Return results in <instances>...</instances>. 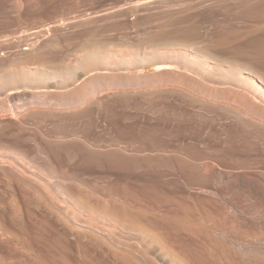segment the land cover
I'll return each mask as SVG.
<instances>
[{"label": "rangeland", "instance_id": "1", "mask_svg": "<svg viewBox=\"0 0 264 264\" xmlns=\"http://www.w3.org/2000/svg\"><path fill=\"white\" fill-rule=\"evenodd\" d=\"M161 63L175 65L181 80L223 90L227 98L235 94L250 97L241 81L251 78L245 72L264 78V0H0V212L4 207L22 208L30 203L27 206L38 217L37 204L47 209L46 202L20 181L22 177L35 180L51 163L57 167L68 162L80 164L85 153L93 157L89 178L106 171L114 177L118 171L116 158L121 154L126 157L125 151L129 153L125 145L141 143L148 128L163 124L154 121L180 112V118L186 116L184 120H188L197 112L170 91L173 86H190L185 79L184 83L158 84L150 89H104L97 95L100 101L82 114L66 109L51 115L47 111L50 109L37 105V94L49 98L67 95L79 90L93 75L151 77L159 72ZM257 104L264 109V101ZM105 119H111L112 124ZM225 125L241 143L254 144L250 156L260 164L249 172L264 178L263 134L237 129L229 122ZM137 126L142 132L126 138L129 127ZM129 174V183L135 182ZM237 182L225 189L227 200L241 201L244 206L264 201V187ZM194 187L211 188L200 183ZM191 192H185L188 198L183 205L197 216L204 212L210 198ZM179 196L175 193L172 197ZM5 210L1 218L7 217ZM129 224L143 229L142 223ZM167 224L175 223L170 220ZM151 234L159 237L156 232ZM136 237L129 234V240ZM118 238L127 243L121 235ZM111 249L129 264H140L136 253L125 257L120 249ZM16 259L8 261L16 264ZM4 260L0 253V261Z\"/></svg>", "mask_w": 264, "mask_h": 264}, {"label": "bare ground", "instance_id": "2", "mask_svg": "<svg viewBox=\"0 0 264 264\" xmlns=\"http://www.w3.org/2000/svg\"><path fill=\"white\" fill-rule=\"evenodd\" d=\"M173 67L161 63L157 66L159 72L145 78L93 75L79 90L67 95L49 98L37 94L36 103L50 109L51 112L47 111L51 115L66 109L82 114L100 101L97 95L104 89L140 86L150 89L158 84L183 82L185 78L181 80ZM245 73L251 78L241 83L251 93L250 97L235 94L227 98L223 90L206 88L190 79L185 81L189 80L191 87L186 82V87L173 86L170 89L173 95L197 112L193 111L192 116L187 113L188 120H184L186 116L180 118L181 112L178 116L170 112L174 115L164 117V121L156 117L155 124H163L153 125L141 134V143L125 145L129 153L125 151L126 157L121 154L116 158L118 171L114 177L111 171H102L97 176L92 172L96 177L89 178L93 164L90 153L83 155L80 164L65 161L63 167L52 163L46 169L41 167L43 174L35 179L39 186L35 180L22 177L20 181L30 186L35 196L44 199L47 209L35 205L40 209L35 217L27 206L30 203L22 208L4 207L7 217L0 219L7 224L2 225L0 220V253L5 260L0 264H15L8 261L13 258H17L16 264H73L74 260L77 264H129L111 248L120 249L125 257L136 253L140 264H264V201L244 206L241 201L231 202L225 197V189L236 186L237 181L264 187V178L249 172L260 164L250 156L254 144L241 143L231 127L225 125L229 122L237 129L262 133L264 144V109L257 104L264 101V78L254 72ZM82 89L85 93H81ZM106 120L112 124L111 119ZM141 132L138 126L129 127L125 137ZM21 169L18 170L24 174ZM129 172L134 177L133 183H129ZM197 183L211 188H195ZM222 183L225 187L220 186ZM187 191H198L210 198L203 213L194 216L191 208L183 205ZM175 193L181 196L172 197ZM170 220L175 224H167ZM129 222L142 223L143 229ZM150 232L159 237L153 238ZM132 233L137 237L129 240Z\"/></svg>", "mask_w": 264, "mask_h": 264}]
</instances>
